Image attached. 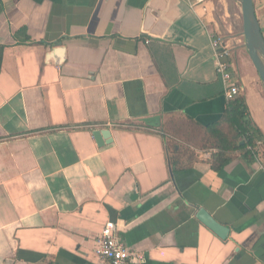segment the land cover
<instances>
[{"label": "crops", "instance_id": "crops-1", "mask_svg": "<svg viewBox=\"0 0 264 264\" xmlns=\"http://www.w3.org/2000/svg\"><path fill=\"white\" fill-rule=\"evenodd\" d=\"M239 3L0 0V264H97L109 223L141 264H264V85L228 20ZM214 35L262 137L259 162L235 151L217 171Z\"/></svg>", "mask_w": 264, "mask_h": 264}, {"label": "trees", "instance_id": "trees-1", "mask_svg": "<svg viewBox=\"0 0 264 264\" xmlns=\"http://www.w3.org/2000/svg\"><path fill=\"white\" fill-rule=\"evenodd\" d=\"M207 143L216 153L212 157V169L219 170L227 162L228 156L235 151L251 155L247 147H255V142L262 139L260 131L252 123L244 97L238 94L231 97L226 105L222 118L214 124L203 128ZM171 159L170 168L177 170Z\"/></svg>", "mask_w": 264, "mask_h": 264}, {"label": "built area", "instance_id": "built-area-1", "mask_svg": "<svg viewBox=\"0 0 264 264\" xmlns=\"http://www.w3.org/2000/svg\"><path fill=\"white\" fill-rule=\"evenodd\" d=\"M210 39L215 58L216 74L223 84L226 96L230 99L239 94L236 82H234L233 76L228 72L227 63L224 61L228 57L231 47L220 35L211 36ZM247 150L251 152V157L259 162V159L254 154V148L247 147ZM95 253L98 258L97 264H127L130 261L141 264L144 262L142 254L127 250L116 234L115 225L111 223L106 224L102 229L97 239Z\"/></svg>", "mask_w": 264, "mask_h": 264}, {"label": "water", "instance_id": "water-1", "mask_svg": "<svg viewBox=\"0 0 264 264\" xmlns=\"http://www.w3.org/2000/svg\"><path fill=\"white\" fill-rule=\"evenodd\" d=\"M240 16L242 24V38L244 48L255 69L260 81L264 85V40L259 30L253 9V0H240ZM62 53V50L53 52V54ZM158 118H147L143 122L150 126H154L158 122ZM109 137L107 131L95 132L94 139L98 146L103 144V140ZM205 226L220 235V227L210 218L208 214L200 211L197 216Z\"/></svg>", "mask_w": 264, "mask_h": 264}, {"label": "rangeland", "instance_id": "rangeland-1", "mask_svg": "<svg viewBox=\"0 0 264 264\" xmlns=\"http://www.w3.org/2000/svg\"><path fill=\"white\" fill-rule=\"evenodd\" d=\"M239 8H240V3H239ZM229 11H230V18L228 20H229V23L232 27V33L233 34L241 33V20L236 19L237 14L235 12V8L231 6Z\"/></svg>", "mask_w": 264, "mask_h": 264}]
</instances>
